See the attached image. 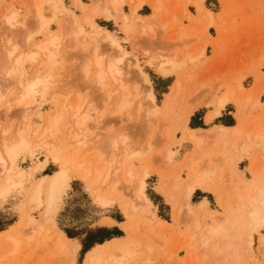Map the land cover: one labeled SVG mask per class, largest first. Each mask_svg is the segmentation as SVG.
<instances>
[{"label":"rangeland","instance_id":"obj_1","mask_svg":"<svg viewBox=\"0 0 264 264\" xmlns=\"http://www.w3.org/2000/svg\"><path fill=\"white\" fill-rule=\"evenodd\" d=\"M35 1H37V4L41 3V5H44V7L42 6L44 20H52L46 27L40 24L42 19H40L37 14L36 16L34 14L36 13L34 12L36 2H34L33 5V0H0V12H2L0 13V54L2 56V49L8 46L10 48V45H17L20 46V48L24 45L26 48L22 47L19 49L12 58L14 60L21 53H25L27 49H29L30 43H41L42 41L45 42L49 40L52 36H59L60 39L57 42L59 46L54 49V51H56L55 64L49 72L41 73L42 76L45 75V77H47L46 75L48 74L52 76L49 80L50 83L45 98H43V100L40 97L38 98L44 120L42 127L47 126L46 118H48L47 116H49V114H52L51 112H55L54 114L56 115L61 113L59 109L63 104H73L74 102L81 103V106H83L82 110L85 109L84 111L87 110L90 114V118L86 122V129L83 131V136L86 141L85 148L93 152L94 155L92 152L88 154H90V156L93 155L94 157L92 159L94 160L101 155L100 159H97L101 163L105 160L104 157H106V160H108L106 162L108 163L116 158L113 150L108 146V141L112 137L117 138L118 135H122V138H124L123 140L129 145V149L131 150L129 152H133L132 154L129 153L131 156L127 155L129 156V160L131 159L130 162L132 163L135 175L132 178V184L127 185L128 187L125 189V181L123 180V183L121 182V177L123 175L120 176V172H117L115 175L116 177L113 176L112 179L114 177L119 178V184H123L121 187L118 181L115 178L113 179L116 180V183L121 187L117 186V191L119 190L123 195L125 194L124 197L127 198L125 202H131L129 204L127 203L129 207H131V204L135 206L134 203H137L135 201V195L132 197L133 200H131V196H133L132 194L134 193L132 189L133 187L136 188V184L140 181L142 174L145 173L144 171L150 173L149 178L146 180L147 185L145 192L148 199L156 208V215L166 222L167 229L160 233L155 231L154 228L150 229L149 222L146 221L145 218L143 219L145 215L144 212L142 213L141 210V213L138 210L137 212L136 210L135 212L127 210L123 204L124 199L120 198V195L118 197L117 192L113 193L114 190H112L111 193L113 194L111 195V190L109 191L111 187H108L105 191L107 192L108 198L112 200V204L109 206L101 205L96 201L94 196V187L100 184L101 180L99 179L98 181L97 177H93L94 179L91 177L93 180L82 181L77 177V170L75 168H70L71 188L60 203L61 205L59 204L56 211L51 214L49 220H44L43 210L36 211L29 209L31 210L29 211V215L36 219L37 223L43 227L41 230H36L38 233L33 236L29 243L28 241L25 242V240L27 239L26 236L32 234L33 227L26 226L27 224L23 220L22 213L31 182L25 183L22 187L23 189L13 191L6 200L0 199V230L6 229L0 231V264H66V262L70 260V256L74 255L73 243L67 242V251L62 249L59 251L54 250V241L60 232L64 233L69 240L76 241L80 244V249L75 256L74 264H89L92 257L96 260L103 257L104 252L94 250L96 246L91 250L92 253L89 251L84 255L82 243L84 242L85 245L90 246L94 241L113 234L116 237L123 236L122 238L113 237L114 239L112 240H116V242L120 240L117 242L119 244H128L129 241L133 242L132 244L129 243L128 247L129 250L135 252L139 264H149L148 260L152 261V264H230L232 261L235 264L236 262L237 264H255L256 262H258V264H264V246H261L262 243L264 245V227L258 229L257 232H253L252 241L247 238V236L250 235L248 232H251L253 229L249 224L251 221L247 215L249 214L247 198H250L252 190L257 187H262V185H260L261 183H258L255 178L256 175H259L258 170L261 173L258 167L261 168L263 166L262 168L264 170L263 144L247 149L244 145L241 146V144L244 143V136L242 139L234 140L229 138L225 142L221 141L220 143L222 145L219 142L215 143V138H211L217 131V126H221L215 125L218 124L219 121L225 124H232L233 121L229 114L230 111H236L237 118H239L238 115H240L241 111L246 114L247 111L250 113L248 114L250 118H248V121H246V123L244 122L242 126L244 135L248 133L252 124L254 126V132L250 130V135L258 132L259 125H257V122L258 124L263 123L264 0H204L203 12H199L195 8L194 2L196 0H159L163 7L162 11H164L162 12L163 14H157V16L149 6H145V9H141L134 15L131 12V3L129 0H126L119 14L115 13L107 5L114 19L112 21H107L103 14H100L93 16V20L97 26L110 32L112 37L122 46V52L128 59L125 60L126 62L123 61L117 64L121 73L120 76H116L114 80L112 79L113 77L111 78L107 75L104 82L100 83L96 79L98 70L93 64L94 56L91 51L94 47L98 48L100 46L99 48H101L102 44L99 45L97 43H101V41L105 43L106 34L105 32L94 30L90 27L88 22H86V16H92L90 10L94 3L93 0H80L86 6V11L77 8L74 5V0H63L66 8V10L63 11L54 8V10L51 9L52 6H49L50 3L47 4L48 2H46L48 0ZM41 1L44 2L42 3ZM149 1L152 2V0ZM30 5L34 6V8ZM9 7H14L13 9L16 12V18L13 20L14 23H12V25L8 23L7 25L5 23L7 21H5L4 18L5 10ZM30 7L32 9H30ZM30 10H34V13ZM207 11L212 13L214 22L208 31H206ZM36 17L39 18V21ZM74 19L78 21V25L82 28L85 37L89 38L87 39V43H89L90 53L81 50L82 48L84 49V46H82L84 37L82 36L81 38V35H75L77 29L71 23L72 20L74 22ZM124 22L129 24V27L131 26L128 33H125L122 29ZM154 23L156 24L154 25ZM66 25H69V27ZM65 26L67 29L71 28L68 34L66 33L67 29L65 30ZM149 26L151 29H149ZM71 32H73V36ZM48 34L50 36H48ZM93 43L95 45H93ZM103 47L106 49L101 51V48L99 51L98 48L97 50L99 52L98 54L102 53L100 57L106 64L109 60L108 58L111 57L115 59L117 54L110 44L107 46V43H105ZM82 51L89 56L82 53ZM112 51L113 53H111ZM92 52L95 53L94 50ZM188 54L197 56V58L200 59L195 63H188L180 66L181 68L179 67V69L178 67L175 68L169 75L162 76L158 73L157 64L165 61L163 56L166 57L165 55H167V57L174 58V60L177 59L178 61L180 57L183 58ZM85 59L86 61L84 62ZM113 60L110 59L109 62ZM0 62H2V60H0ZM35 65V63L26 60L23 64V71L29 76L32 74L31 72ZM83 66H85L84 70ZM87 70H89L88 74ZM143 73L149 79L150 85L143 83L145 82ZM94 75L95 77L92 79ZM3 76L4 74L1 72L0 78H3ZM238 80H240V82ZM178 81L181 82L182 87L181 90L177 91L175 88ZM1 82L0 89L2 90L1 85L3 81L1 80ZM4 82L5 84L2 86L4 87V91H0V93H2L0 96V121L4 119L2 123L4 125L6 124V127L8 125L13 128V124H17L21 117L17 114L19 113L18 108L16 110L17 113L11 110L9 112L11 118L8 117V114H6V100L10 92L16 91V86L10 85L7 79H5ZM6 82L9 83V86ZM119 84H123L126 87L124 93H121L123 90L120 88ZM140 84L143 85L144 89H146L145 87H149V89L153 91L156 104L160 108H163L165 104L166 95L171 94L172 98L171 102L168 104V109L161 112L159 111L157 114L155 113L156 115L154 114L155 116H151L150 104L148 105L150 109H148L147 104H145L148 101L146 98H143L145 90H142L143 92L141 91L143 88ZM5 85H7V87ZM120 89L122 90L121 92ZM125 93L127 94L125 95ZM225 93L231 97H233V95L239 96L237 104H228L225 108L226 110H223L225 118L220 120L215 119L216 121L214 120L215 124L212 125L213 127L203 126L201 122L202 118L205 119L206 115L212 111L211 107L204 104L210 101H216L220 96L225 95ZM109 94H111L110 97ZM120 95L122 98L123 95L128 96L127 99L125 96L124 98L130 106L128 104L127 108L126 106L125 108H121L120 101L122 99ZM247 95L248 97L251 95V97H249L250 99H247ZM194 96L196 99L193 100ZM141 98L145 100L142 101V104L145 102L144 104L146 106H140V110L142 111H138V104H141ZM192 101H194L195 104H204L191 115L190 120L187 122L189 106L191 107V105H194ZM255 103H258L259 106H256V109H251V106ZM137 112H141L139 113L140 115H138ZM4 114H6V116ZM163 116L166 117L162 120ZM63 123L64 121L58 125L59 132L62 130L60 133L62 136L65 135V129L62 127L64 126ZM211 123L205 122V124ZM4 125L0 127L4 128ZM198 128H203L205 130ZM73 130L75 131L76 128L72 127V131ZM188 131L205 134V137L202 136L203 142L201 148L197 147L198 145L195 142L186 139V132ZM72 134H74V132H71V135ZM167 134L171 136L170 140L167 139ZM107 137L108 141L106 145L105 140H107ZM209 137L211 138L210 140ZM68 140L70 141V139H66L65 141L68 142ZM65 141L62 148V156L58 157L57 160L49 155V150L46 147L41 146L36 148L33 157L29 155H25V158L21 157L22 159L20 158V161H18L19 168L25 172H29V169L36 167L40 162L48 160L46 170L43 173L36 174L32 179V182H35L43 175H51L58 171L60 168L59 164H61L64 158H80L81 156L79 155L82 154V151L76 152L74 148L76 147L75 144H73L72 141L68 143ZM101 142L102 144H100V146L102 147L99 148L98 145ZM235 143L236 145H234ZM167 144L170 146H167ZM261 145L263 148H260ZM64 146L66 149H64ZM95 147H98V152L94 151L96 150ZM104 148L107 150L110 148V154L113 153L114 155L112 154L113 156H111L109 154L110 156H108V153H105V151H109L104 150ZM70 149L73 153L72 156L68 155ZM72 149L75 152L72 151ZM129 149H127V151ZM101 150L103 154H101ZM192 152H194L196 154L195 157H197L194 159V167L197 168V171L202 170V172H205L207 169L210 170L211 167L213 169L211 168L209 171L206 184L198 188L192 197L186 201V195H184L186 194L184 193L185 190L181 192V196L180 192L172 194L169 187L171 188V184H173L171 182H174L172 179L175 180L178 174L184 181L189 179L190 174L188 173L189 168L186 161L188 158L187 156ZM88 154L87 159L89 162H94H92L90 167H98V162L96 161V164L95 161L91 159L92 156L90 157ZM95 154L98 157L95 158ZM260 157H262V159ZM120 158H123L122 154H120ZM228 158H231V162L235 165V171L231 172V174L226 170L228 163H230ZM242 161H247L248 163ZM260 161L263 162L261 163ZM106 162L104 161V163ZM108 163L106 164L108 165ZM257 164H259L258 167ZM84 167L87 168L88 166L85 165ZM255 167L257 172L255 171ZM226 175L228 176L225 177ZM134 183L136 186H133ZM262 188L264 190V186ZM119 191L118 193H120ZM130 191H132L131 196L129 194ZM116 197L117 199H115ZM204 202L206 203L204 206L202 205V207L201 204ZM138 204L139 203H137V205ZM183 204L187 207H184ZM234 205L235 208H233ZM182 207L183 209H181ZM178 213L180 215L179 218ZM211 213L214 214V216L211 215V217L209 215ZM54 214L56 215L54 216ZM42 219L45 222H43ZM219 223L224 226L226 238L233 240V246L227 250L223 247L224 241H222L220 237H216L217 240L215 236L209 239L210 234L206 232L210 230V228L216 229ZM10 224L13 225L9 226ZM225 224L230 226L227 228ZM247 226L250 227L248 228ZM28 227H31V231L28 230ZM144 228L149 229L150 234L153 235H151L150 238L152 239L154 248L150 252L145 248L144 245L146 242H144L141 237L142 234L147 232L144 231ZM7 230H10L9 232L16 241V252H13V248L11 249L13 244L9 242L10 245L4 241L5 235H1L2 232H6ZM137 231L140 232L139 236ZM67 234L73 236L74 239H70ZM41 237H43L44 241L42 245L37 248L38 244L42 241ZM190 237L193 240H191ZM236 238L238 241H236ZM33 239L34 242H32ZM261 239L262 241H260ZM35 240L39 243L35 242ZM137 240H141L140 244ZM52 242L53 244H51ZM38 249L42 254L39 253ZM44 249L47 250V252ZM33 250H35V253ZM27 254L30 255V257ZM251 256L253 257L252 261L250 259ZM90 264L99 263L91 261Z\"/></svg>","mask_w":264,"mask_h":264},{"label":"bare ground","instance_id":"obj_2","mask_svg":"<svg viewBox=\"0 0 264 264\" xmlns=\"http://www.w3.org/2000/svg\"><path fill=\"white\" fill-rule=\"evenodd\" d=\"M34 2H36L35 8L32 5H30V6H32V8L35 9V11L34 10L33 11L36 12V13H34L31 10L30 11L33 12L35 14V16L37 14V16L40 19H42L40 24L41 25L43 24V27L48 26L50 24V21H52V20H50V21H48V20L45 21L44 20V16H43L44 12H43V8H42V6L44 7V5H41V3L37 4V1H35V0H33V3L32 2L31 3L34 5ZM41 2L43 3L44 1H41ZM46 2H48L47 4L50 3L49 6H52L51 9L54 8L56 10H61V11L66 10L63 0H48ZM93 2L94 3H93V6H92L91 10L89 9L92 16H90V17L86 16V18H87L86 22H88L90 27L93 28L94 30H96L98 32H105V34H106V38L105 39L107 41L106 42L104 40L105 43H107V46H109V44H110L115 49V53L117 54L116 56L114 54H112L113 56H115V59L110 57V58H108L109 60L110 59H112V60L114 59V60L110 61V62L108 60L109 63L107 62L108 64L107 63L105 64L103 62V59L100 57L102 53L100 52L101 54H98L99 52L97 50L100 47L99 45H101V44L105 45V43H102V41H101V43H97V44H99L98 48L94 47L95 49L94 48L92 49V51L93 50L95 51V53L91 51V53L94 56L93 57L94 61L93 60L92 61H93L94 66L98 70L97 74H96V79L100 83V82H104V80L106 79L107 75H109L111 78L113 77L112 79H114V80H115L116 76H120L121 73H120V71H119V69L117 67V64L122 63L123 61H125L128 58H126L127 56L125 54H123L122 46L118 43V41L116 39H114L112 37L110 32H108L106 30H103L101 27L97 26V24L93 20V16L103 14V16L106 18L107 21H112L114 19V16L111 14L112 12L110 11L109 7L115 13L119 14L122 11V8H123L124 4L126 3V0H93ZM129 2L131 3V12L134 15L137 14L144 6L151 7V9L154 11V13H156V16H157V14L159 15V14H161L164 11V10L162 11L163 7H162V5H161L159 0H154V1L152 0V2H150L149 0H129ZM74 5L77 8H79V9H81L83 11L87 10L86 6L84 5V3L81 2L80 0H74ZM107 5L109 7H107ZM194 6L199 12H203L204 11V0H196L194 2ZM13 8L9 7V8H7L5 10L6 12L4 14V18H5V21H7V22H5L6 24L8 23V24L12 25V23H14L13 20H15V18H16V12H15V10ZM32 8L30 7V9H32ZM0 13H2V12H0ZM206 15H207L206 31H208V29L213 25L214 22H213V15H212L211 12L207 11ZM206 15H205V18H206ZM38 17H36V18H38ZM152 17H155V16H152ZM39 18L37 19L38 21H39ZM125 19H124V21H125ZM71 23L77 29V31H75V35L76 36L77 35H81V38H82V36L84 37L83 38L84 40H82L84 43L81 41L83 43L82 46H84V49L81 46V48H82L81 50L86 51V53L87 52L90 53L89 43H87V39H89V38L85 37V34H84L82 28L78 25V21L76 19H74V22L72 20ZM141 23H140V26L142 28ZM68 24H70V23H68ZM155 24L156 23H154V25ZM151 25H153V24H151ZM66 26L69 27V25H66ZM66 26H65V30L67 29ZM6 27H8V26H6ZM130 27H129V24L124 22L122 29H123V31L125 33H128L129 30H130ZM70 29L71 28H68L67 29L68 31L66 30L67 34L69 33ZM144 29H145V26H144ZM149 29H151L150 26H149ZM149 29H147V30H149ZM164 30H166V29H164ZM71 33L70 34L73 36V32H71ZM48 36H50V35L48 34ZM72 38H74V37H72ZM59 39H60L59 36L57 37V35H56V36H52L49 40L46 39L47 41L44 40L45 42H43V41L41 43L40 42L39 43L38 42L37 43H33L32 42L29 45V49H27V51L25 53H21L14 60L12 59L14 54L19 49H21L22 47L26 48L24 45L21 46V48H20V46H17V45L11 46L9 44L10 48H9V46L8 47L4 46L5 48L3 47L4 49H2V53H3L2 56L0 54V60H2V62H0V70H1V72H3V74L5 76V77L3 76V78L1 77L2 79L0 78V82L2 80L3 84H5L4 81H5V79H7V80H9L10 85H15L16 86V91H12V92L8 91L10 93H9V95H7L8 98L6 100L7 101L6 102V108H7V110H6L7 113L6 114H8V117H10L9 116V112L11 110L12 111L13 110L16 111L17 108H18L19 113H17V111H16V113L19 115V117H21L19 119V121L17 122V124L15 123L16 125L13 124V128L9 127L8 125L6 127L5 126L6 124L4 125L2 123L4 121V119H2L3 121H0V126L3 127V125H4L6 127V128L5 127L4 128L0 127V199L6 200L7 197L13 191L18 190V189H23L22 187L25 185V183L31 182V186H30L28 195L26 194L27 195V199L25 200L26 204H24L25 207H24L23 213H22L23 220L27 224L26 226L33 227L32 234L26 236L27 239L25 240V242L28 241V243H29L32 240L33 236H35L38 233V231L36 232V230L43 229V227L40 226L37 223V220L29 215V211H31L29 209L36 210V211L37 210H43L42 212H43L44 220L45 221L49 220L51 214H53L56 211V209L58 208V205L62 202V200L64 199V197L67 195L68 191L70 190V188H71V179H70L69 171H70V168H75L77 170V172H78L77 173L78 174L77 177H79L82 181L90 180L91 177L92 178L93 177H97L98 181H99V179L101 180L100 184L96 185V187L93 186L95 188V190H94L95 199L101 205L109 206V205L112 204V202H111L112 200H110L108 198L107 192L105 191L108 187H111L109 189V191L111 190L110 193L112 192V190H114L113 193L117 192V194H118L117 196L119 197V195H120L121 196L120 198L124 199L123 200L124 201L123 204H124V206H125V208L127 210H129V211L132 210L134 212H135V210H136V212H137V210L138 211L141 210L142 213L144 212L145 215L143 214L144 215L143 219L145 218L146 221L149 222V224H150L149 228L150 229L154 228L155 231H158L159 233L165 231L167 229L166 228L167 227L166 222L161 220L156 215V208L153 205V203L148 199V197L146 195V192H145L146 185H147L146 184V180L149 178V176H150L149 174L150 173H148L147 171H144L145 173L142 174L140 181L138 182V184H136L137 186L134 183L133 186H136V188L133 187V189H132V191L134 190V193L132 194L133 196H131V192L132 191L129 192V194L131 196V200H133L132 197H134V195H135V201L137 203H139L138 205H137V203L136 204L134 203L135 206H132V204H131V207H129L128 204L131 203V202H125V200H127V198L124 197L125 194L123 195L118 190L121 193L120 194L117 191L116 187L117 186L120 187L121 185H123V184H119V182H120V181H118V180H120L119 178H115L116 177L115 175L117 174V172H120L119 173L120 176L123 175L121 177V182L123 183V180L125 181L124 182V184L126 183L125 184L126 185L125 189L128 187L127 185H131L132 184V178L135 175L132 163L130 162L131 159L129 160V156H131V155H129V153H131L129 151H131V150L129 149V145L126 143V141L123 140L124 138H122L123 137L122 135L121 136L118 135L119 137L117 136V138L112 137L109 141H108V137H107V140H105L106 145H107V141H108V146L113 150L115 155L113 153L112 154L116 157V158L113 157L115 160L112 159L113 161L110 162V163L106 162L108 160H106V157H104V159H105L104 161L106 163H108V165H107L106 163H104V161H103V163H101L100 161L97 160V159H100V157H101V155H99L98 153L97 154L99 155V158H97L96 160L92 159L94 157L93 156L94 155L93 152L91 150L89 151V150H87L85 148L86 141L84 139L85 137L83 136V131L86 129V122L90 118V114H89V112L87 110L86 111H84L85 109L82 110L83 106H81L82 105L81 103L74 102L73 104H70V103L63 104L61 106V108L59 109V112L61 111V113L56 115V114H54L55 112H51L52 114L51 115L49 114V116H47L48 118H46L47 119L46 120L47 126L46 127H42V123H43L44 120H43V116H42V112H41V104H40L38 98L40 97V98H42V100H43V98H45L47 89L49 87L48 85L50 83L49 80L52 78V76H51V74L50 75L48 74V75H46L47 77H45V75L42 76L41 73L42 72H49L51 70V68L54 66L55 57H56V51H54V49H56L59 46V44H57ZM25 40H24V42L26 43ZM169 40H170V38H169ZM3 42H4V40H3ZM1 45H2V43H1ZM80 45H78V46H80ZM93 45H95V44L93 43ZM102 45H101L102 49L99 48V51H100V49H101V51L106 49V48L103 47L104 45L103 46ZM108 49H109V47H108ZM104 52H106V51H104ZM82 53H84V52L82 51ZM86 53H84V54H86ZM111 53H113V51ZM24 54H27V55H24ZM92 54H90V55H92ZM86 55H88V54H86ZM165 56L167 57V55H165ZM171 56H172V54H171ZM102 57H103V55H102ZM166 57L163 56V58L165 59L164 62H161V63L157 64L158 73L161 74L162 76L169 75L171 73V71L174 70L177 67L179 69L180 66H183V65L188 64V63H195V62H197V60L200 59V58H197V56H193V55H189V54L184 56L183 58L180 57L181 60L178 57L179 58L178 61H177L176 57H175L176 60H174V58H171V57H167V58ZM83 58H84V56H83ZM26 60L36 64L34 66V68H33V71L31 72L32 74L29 75V76H28V74H26L23 71V64H24V62ZM85 61H86V59L84 60V62ZM84 62H83V65H84ZM84 67L85 66H83V70H84ZM88 72H89V70H87V74H88ZM83 73H84V71H83ZM94 77H95V75L92 76V79ZM143 77H144V81H145L143 83H146V85L147 84L150 85V81H149V79L147 78V76L144 73H143ZM116 81H119V80H116ZM238 81L240 82V80H238ZM9 83H7L8 86H9ZM3 84L1 85L2 90L4 89V87H2V86H4ZM119 85H120V88L123 90L122 91L120 89V92L122 91L121 93H124L126 91V87L123 84H119ZM140 85L143 88V85L142 84H140ZM5 86L7 87V85H5ZM141 86H140V88H141ZM181 87H182L181 86V82L178 81L177 84H176L175 90H177V91L181 90ZM145 88L146 89H144V88L141 89V91L145 90V93L143 94V98H146V100L148 102L147 103L144 102V103L147 104V108L148 109H150L149 106L151 107V109H150V113H151L150 115L151 116L152 115L155 116L159 111L161 112V111H165L166 109H168V106H169L168 104L171 102V98H172L171 94H167L166 95L167 97H166V100H165V104L163 105V108H160L156 104V98H155V95H154L153 91L151 89H149V87L148 88L145 87ZM2 90L0 89L1 92L4 91V90L3 91ZM1 94L2 93H0V96H1ZM126 94L127 93H125V95ZM110 95L111 94H109V97H110ZM125 95H123V98L120 95L121 96L120 98L122 99V100L120 99L121 100L120 101L121 102L120 105L122 106L121 108H123V107L125 108V106L127 108V105L129 104L127 102V100H126L128 96H125ZM61 96H64V95H61ZM124 96H125L126 99L124 98ZM133 96H131V97H133ZM195 96H194L193 100L196 99ZM66 97H67V95H66ZM247 97H248V95H247ZM249 97H251V95H249ZM249 97L247 99H250ZM197 98H198V96H197ZM238 100H239V96L237 97V96L233 95V97H231V96H229V95H227L225 93V95L220 96L216 101H210L209 103L205 102L206 104L203 103L204 105H207L208 107H211V109H212V111L206 115L205 122L206 123H211L212 121H214L217 117H219L221 115L222 110H224L227 107L228 104H237ZM142 101H145V100L142 99L141 100V104H138V109H137L138 111H142V110H140V108H141L140 106H146L144 103L142 104ZM123 102H124V104H123ZM192 103H194V105H191V107L189 106V109H188V112H187V122L190 120L191 115L193 113H195L200 108L201 105H203L202 103H196L195 104L194 101H192ZM60 105H61V103H60ZM129 106H130V104H129ZM129 106H128V108H129ZM256 106H259L258 103L253 104L251 106V109H254ZM142 108H145V107H142ZM148 109H145V110H148ZM137 110H135V111H137ZM146 112H149V111H146ZM137 113H138V115H140L139 113H141V112H137ZM6 114H4V115L6 116ZM248 114H250L248 111H247V114L241 111L240 115H238L239 116L238 119H239V123H240L241 128L234 129L230 133H228L229 131L227 129L217 128V131L215 132V134L211 138H215V140H214L215 143H218V142L220 143L221 141L222 142L227 141V139H229V138L234 139V140L242 139V137L244 136V143H242L241 146L244 145V147H247V149H248V148H252V147L254 148V146H257L259 144H263V147H264V120H263V123H261V124H258V122H257V125H259L258 132H255L253 135L249 134L250 130H252V131L254 130L253 129L254 126L252 124L251 125L252 128L250 127L248 133L246 135H244V132L242 130V126H243L244 122L246 123V121H248V118H250ZM151 116H149V117H151ZM137 117H139V116H137ZM163 117H162V120L165 119L166 116L164 118ZM63 121H64V123H63L64 126H62V127H63V129H65V132H64L65 135L64 136H62L60 134L62 132V130H61V132H59L60 130H58V125L61 124V122H63ZM249 125H250V123H249ZM72 127H75L76 130H78V131H76V130L72 131ZM71 132L72 133L74 132V134L71 135ZM204 135H203V133L200 134L199 132H189L188 131V132H186V139L188 141L195 142L198 145V146L197 145L196 146L201 148V144L203 142V140H202L203 137L202 136H204ZM166 136H167V139L170 140L171 136L169 134H167ZM166 136H165V138H166ZM206 136H208V135H206ZM211 138L209 137V140ZM66 139H70V141L68 140V142L72 141V143L75 144L76 147H74V148H75L76 152L82 151V154L79 155V156H81L80 158H76V157L71 158V159L64 158L61 161V164H59L60 168H59L58 171L54 172L51 175H43V176L39 177L35 182H32V179L35 177L36 174L43 173L46 170V168L48 166V160L40 162V164H37L36 167H34L32 169H29L30 170L29 172H25V171H23V170H21L19 168V165H18V161H20L19 159L21 157L23 158L25 155H29V156L33 157L34 154H35L36 148L37 147H41V146L46 147L49 150V152H48V153H50L49 155H51L52 158L57 160L58 157L62 156V148H63V145L65 144L64 141ZM241 141H243V140H241ZM68 142H66V143H68ZM102 142H104V141H102ZM102 142L99 143V145H98L99 148L102 147V146H100V144H102ZM168 145L169 144H167V146ZM234 145H236V143ZM261 147H262V145L260 146V148ZM97 148L95 147L96 150H94V151H97ZM105 148H104V150H107ZM110 148H108V150H107L109 152L105 151V153H108V156H110V155L113 156L112 154H110V152H111L109 150ZM260 148H258V149H260ZM64 149H66L65 146H64ZM127 149H129V150L127 151ZM165 149L167 150L166 147H165ZM168 150H169V148H168ZM72 151H74V150L72 149ZM103 151H102L101 154H103ZM68 152H69V154H68L69 156L73 155V153L71 152V149ZM90 152H92V154H93V155H91L92 157L90 156V154H91ZM259 152H262V151H259ZM263 152H264V150H263ZM88 153H90V154H88ZM87 154L91 157L92 160L95 161L96 164L98 162V167H96V168L92 167V166L90 167V165H92L93 161L89 162V160L87 159V157H88ZM120 154H122L123 158H120ZM123 154H124L125 157L123 156ZM195 156H196V154L194 152H192L191 154H189L187 156L188 158H187L186 163H188V168H189V172H188L190 174L189 179L187 181L186 180L184 181L182 178H180L179 174L176 175V177L173 174L174 177H175V180L172 179L174 182H171L173 184L170 183L171 184V188L169 187V189L172 192V194L173 193H177V192L181 193V192H183L185 190L184 193H186V194H184V195H186V201L189 200L192 197V195L196 192V190L198 188H201V187H203L206 184V182L208 180L209 171L212 168L211 167L210 170L209 169L205 170V172L204 171L202 172V170L201 171L198 170L199 171L198 172L196 170L197 168L194 167V163H195L194 159L197 158ZM96 157H98V156H96V154H95V158ZM109 158H112V157H109ZM224 158H226V157H224ZM260 158L262 159V157H260ZM263 159H264V156H263ZM168 160H167V162H168ZM229 160H230V163H228V165H227L228 167H227L226 170H228V172L231 174V172L235 171V165L233 164V162H231V158ZM85 165H87L88 167L85 168L84 167ZM258 165L259 164H257V167H258ZM262 167L261 168L258 167V169H260L261 173L258 170L259 175H256L257 174L256 173L255 174L256 175L255 179H257L256 181H258V183L260 182L261 183L260 185H262V187H263L264 186V173H263L264 170H263ZM255 171L257 172L256 167H255ZM172 172H174V171H172ZM113 176H115L114 178L118 181V184L120 186L116 183L117 182L116 180H113L114 178L112 179ZM227 176L228 175H226L225 177H227ZM93 179H91V180H93ZM113 182H115V183H113ZM262 187H257L254 190H252V193L250 194L251 195L250 198L249 197L247 198L248 199L247 203H248V208H249V210H248L249 214H247V215L249 216V219L251 221V223H249V224L253 228L252 230L250 229L251 232H248L250 235L247 236V238L250 241L253 240V232H257L258 229L264 227V190H263ZM241 188H242V186H241ZM113 193H111V195ZM247 194H248V192H247ZM181 196H182V193H181ZM183 198H185V197H183ZM115 199H117V197ZM183 200H185V199H183ZM128 201H129V199H128ZM119 202H121V201H119ZM205 203L206 202L202 203L201 206L202 205L204 206ZM183 205H184V207H187V206H185V204H183ZM232 205H233V202H232ZM235 205L233 206V208H235ZM237 208H238V206H237ZM181 209H183V207ZM141 211H140V213H141ZM186 211H187V209H186ZM55 215L56 214H54V216ZM209 215L210 216L211 215L214 216V214H212V213L209 214ZM179 216L180 215L178 213V218H179ZM42 221H43V219H42ZM45 221H43V222H45ZM44 225H46V224H44ZM225 225L227 226V228L230 226V225L228 226L227 224H225ZM142 226H143V224H142ZM31 227H28L29 228L28 230H30ZM147 228H148V226H147ZM147 228L146 229L144 228L145 230L143 229L144 231H147V232L144 233V234L141 233L142 234L141 237L143 238L144 242H146L145 245H144L145 248L147 250H149V252H150V251L153 250L154 247H153L152 239L150 238V236L152 234H150V230L147 229ZM9 231L10 230H7L6 232H2L1 235H5V238H4L5 240L4 241H6L7 243L11 242V244H13L12 245L13 247H11V249L13 248V252H16V244H15L16 241L12 237V234ZM26 232H25V234H26ZM50 232H52V231H50ZM50 232H48V233H50ZM206 232L208 234H210V237L207 234L209 239H211L212 236H215V239H216V237H220L222 239V241H224V244H223L224 246L223 247L225 248V250H227V249L231 248V246H233L232 245V241L233 240H229V239L226 238L224 226L222 224L219 223L218 227L216 229H211L210 228V230H208ZM42 233H43V231H42ZM137 234L139 236L140 232H138ZM156 237H158V236H156ZM160 237H162V236H160ZM46 238H47V236H46ZM192 238H193V236H192ZM192 238H191V240H193ZM34 239H33L32 242H34ZM156 239H158V238H156ZM41 240H40L41 241L40 243L35 240V242L39 243L38 246L36 245L37 248L42 245V243L44 241L43 237H41ZM159 240H161V239H159ZM118 241H120V240H118ZM236 241H238V239ZM260 241H262V239ZM67 242H72L73 243V254L74 255L70 256L71 258H70V260H68L66 262V264H74L75 263V256H76V254L78 253V251L80 249V244L78 242L69 240L64 233L60 232V233H58V235H57V237H56V239L54 241V247L53 246L52 247L56 251H59L61 249L67 251V245H66ZM117 242H116V240H110V241H107V242H105L103 244L97 245L94 248V250H96V251L100 250V251L104 252V255H103V257L98 258L97 260L94 257H92L91 261L92 262L96 261V263H99V264H139L138 263L139 260H137V256L135 255V252L129 250V247H128V244L129 243L132 244L133 242L129 241L128 244L127 243H120L119 244ZM122 242H123V240H122ZM137 242L140 244L141 240H137ZM48 243H49V241H48ZM51 244H53V242ZM261 246H264L263 243H262ZM50 248H51V246H50ZM34 249H35V247H34ZM54 250H52V251H54ZM33 251L35 253V250H33ZM38 251H39V253H41L39 249H38ZM45 251L47 252V250H45ZM30 253H32V252H30ZM90 253H92V251ZM9 255H11V254H9ZM28 256L30 257V255H28ZM222 256H223V254H222ZM222 256H220V257H222ZM29 257H27V258H29ZM250 259L252 261L253 257L251 256ZM91 261H89V264H90ZM148 262L150 264L152 261L148 260ZM22 263H24V262H22ZM232 263H234V262L232 261ZM232 263H230V264H232ZM34 264H36V263H34ZM144 264H148V263H144ZM236 264H237V262H236ZM255 264H258V262H256ZM259 264H263V263H259Z\"/></svg>","mask_w":264,"mask_h":264},{"label":"crops","instance_id":"obj_3","mask_svg":"<svg viewBox=\"0 0 264 264\" xmlns=\"http://www.w3.org/2000/svg\"><path fill=\"white\" fill-rule=\"evenodd\" d=\"M144 7H145V6H144ZM144 7H143V8H144ZM143 8H142V9H143ZM144 9H145V8H144ZM111 14H112V13H111ZM228 107H229V106H228ZM225 110H226V109H225ZM225 110H224V111H225ZM222 111H223V110H222ZM224 111H223V113H221V115L219 116V118H218V117L216 118V120H220V119L225 118V116H224V114H225ZM229 114H230L231 117H232V121H233L232 124H225V123H222L221 121H219L218 124H215V121H216V120H215L214 122L212 121L213 123H211V124H205V119H206V117H205V119L202 118V121H201V122H202V125H203V126H206V127H209V126L213 127V126H212L213 124H215V125H221V126H217V128H224V129H227V130L229 131L228 133H230L232 130L240 128V123H239L238 118L236 117V115H237V114H236V111H235V112H234V111H233V112L230 111ZM235 121H236V123H235ZM234 124H236V125H234ZM233 125H234V126H233ZM198 129L205 130V129H203V128H198ZM206 130H209V129H206ZM242 162H247V161H242ZM242 162H241V163H242ZM241 163H240V164H241ZM247 163H248V162H247Z\"/></svg>","mask_w":264,"mask_h":264},{"label":"trees","instance_id":"obj_4","mask_svg":"<svg viewBox=\"0 0 264 264\" xmlns=\"http://www.w3.org/2000/svg\"><path fill=\"white\" fill-rule=\"evenodd\" d=\"M11 225H13V224H10L9 226H11ZM4 230H6V229H3V230L1 229L0 231H4ZM98 232H99V230H98ZM112 232H113V230H112ZM67 235H68V237L70 239H74L73 236H70L69 234H67ZM113 237L114 238H122L123 236L116 237L114 234L113 235H110V236H104L103 238H100V239L94 241L92 244H90V246L85 245V243L83 242L82 243V251H84V255L87 254L89 251H91L95 246L100 245V244H103V243H105L107 241H110V240L114 239Z\"/></svg>","mask_w":264,"mask_h":264}]
</instances>
